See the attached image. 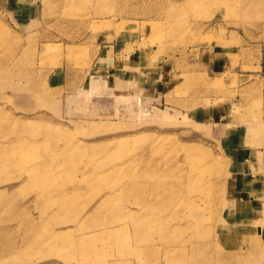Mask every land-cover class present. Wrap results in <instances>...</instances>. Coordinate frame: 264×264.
Returning a JSON list of instances; mask_svg holds the SVG:
<instances>
[{
    "label": "rangeland",
    "instance_id": "obj_1",
    "mask_svg": "<svg viewBox=\"0 0 264 264\" xmlns=\"http://www.w3.org/2000/svg\"><path fill=\"white\" fill-rule=\"evenodd\" d=\"M0 264H264V0H0Z\"/></svg>",
    "mask_w": 264,
    "mask_h": 264
},
{
    "label": "bare ground",
    "instance_id": "obj_2",
    "mask_svg": "<svg viewBox=\"0 0 264 264\" xmlns=\"http://www.w3.org/2000/svg\"><path fill=\"white\" fill-rule=\"evenodd\" d=\"M159 229L161 228V225H159V227H158ZM135 230H139V227L138 226H136L135 227ZM165 230H168V227H166L165 228ZM168 231H171V229H169ZM94 233H96V232H92V233H90V235H93ZM89 235V236H90ZM159 240H161L163 243L165 242V244H166V242H175V240H173L171 237L169 238V240H167V239H163L162 237H159L158 238ZM170 247V246H169ZM179 247V246H178ZM180 249V252L181 253H183L184 252V248L183 247H179Z\"/></svg>",
    "mask_w": 264,
    "mask_h": 264
},
{
    "label": "crops",
    "instance_id": "obj_3",
    "mask_svg": "<svg viewBox=\"0 0 264 264\" xmlns=\"http://www.w3.org/2000/svg\"><path fill=\"white\" fill-rule=\"evenodd\" d=\"M252 151V150H251Z\"/></svg>",
    "mask_w": 264,
    "mask_h": 264
}]
</instances>
